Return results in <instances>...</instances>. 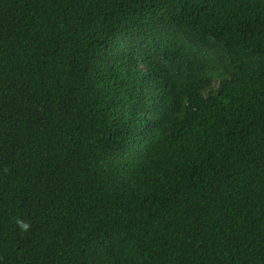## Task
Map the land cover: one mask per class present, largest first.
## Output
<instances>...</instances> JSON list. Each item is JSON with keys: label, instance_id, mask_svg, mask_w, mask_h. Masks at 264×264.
Here are the masks:
<instances>
[{"label": "trees", "instance_id": "obj_1", "mask_svg": "<svg viewBox=\"0 0 264 264\" xmlns=\"http://www.w3.org/2000/svg\"><path fill=\"white\" fill-rule=\"evenodd\" d=\"M0 264H264V0H0Z\"/></svg>", "mask_w": 264, "mask_h": 264}, {"label": "clouds", "instance_id": "obj_2", "mask_svg": "<svg viewBox=\"0 0 264 264\" xmlns=\"http://www.w3.org/2000/svg\"><path fill=\"white\" fill-rule=\"evenodd\" d=\"M23 227H25V228H26V227H27V225L25 224V225H23Z\"/></svg>", "mask_w": 264, "mask_h": 264}]
</instances>
